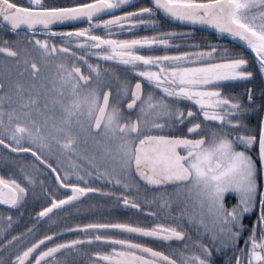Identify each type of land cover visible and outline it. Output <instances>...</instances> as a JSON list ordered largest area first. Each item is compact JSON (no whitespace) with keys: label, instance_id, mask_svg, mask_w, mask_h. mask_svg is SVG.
<instances>
[{"label":"snow or ice","instance_id":"snow-or-ice-1","mask_svg":"<svg viewBox=\"0 0 264 264\" xmlns=\"http://www.w3.org/2000/svg\"><path fill=\"white\" fill-rule=\"evenodd\" d=\"M163 20L248 52L185 44L191 29ZM0 28L18 38L0 39V153L18 161L0 175V264H264V114L256 131L243 119L264 113V87L259 103L251 87L224 90L254 79L250 67L264 76V0H0ZM90 193L143 219L36 234Z\"/></svg>","mask_w":264,"mask_h":264},{"label":"flooded vegetation","instance_id":"flooded-vegetation-1","mask_svg":"<svg viewBox=\"0 0 264 264\" xmlns=\"http://www.w3.org/2000/svg\"><path fill=\"white\" fill-rule=\"evenodd\" d=\"M15 2L26 4L28 0H15ZM45 2L64 4L67 3L68 0H45ZM144 3H147V0H131L132 6H139L140 4H144ZM125 10H130V9L126 8ZM79 26H83V24L79 22H73V23L65 24L64 26H58V30H62L68 27H79ZM168 29H176L177 31L191 29L190 35L188 37L182 38V42L185 44L220 43V44H225L232 49L245 51L246 54L248 52L244 49L242 44L238 43L235 40H232L230 37H227L226 35L216 33L213 30H208L205 28H198V27H189L182 24H175L168 20L161 21V23L159 24V30L165 31ZM136 34H140V35L151 34V32L149 31L145 33L141 29ZM0 39H7L9 42H11L18 38L13 33L9 32L7 29L0 28ZM41 67L44 73H47L49 71H54V68L46 67L42 63H41ZM116 70L120 72L122 75L124 74L128 75L130 79L132 78L133 74L125 73V70L122 67H117ZM249 70H252L254 72V77H255L254 79L250 80L249 82H242V81L225 82L224 90L226 93L245 94L244 98H246L245 90L251 87L253 89V93L255 95L257 103H259L260 102L259 92L260 89L264 87V76H260L256 72V69L253 67H250ZM0 71H2V69H0ZM262 114L264 113L250 112L244 115L243 119L248 124L249 129L253 131L257 130L258 122ZM251 154L255 158V150H253ZM0 159H2V161H0L1 164H12V163L16 164L18 162L16 160L15 162H13L11 159H4L2 153H0ZM21 159L27 160L29 159V157L25 156L22 157ZM42 178L47 179V174H45V176ZM258 183L264 185L263 176L259 178ZM37 192H39L38 185H37ZM43 201L44 198L42 196L39 199H30L28 204H26L25 207L22 209V215L19 217V219L16 222H14L11 231L15 233L16 231H22L25 227H27L31 223L34 217V212L39 211V207L43 203ZM230 202L234 203L235 200L231 199ZM93 205H95V207H92ZM28 207H29V211H27ZM258 211H259V203L257 202L256 209H254L253 212L246 214V218L244 219V224L246 226H250L251 222L256 219V214H258ZM23 213H27V214L23 215ZM55 219L57 220L56 224H52L48 221H43L39 223L37 225L38 232L36 234L40 235L49 230H55L59 232V229L62 227L71 228L76 223H85L94 220H112V219L137 220V219H143V217L138 216L135 212H129L123 207L114 206L113 201L108 200L107 198L102 197L99 194L90 193L87 194L86 197L81 198V202L79 204L74 205L71 208H66L65 211L63 212L57 213ZM0 226H3V221H0ZM75 235L76 233H72V232L63 233L60 236V238L71 239L74 238ZM245 235H247V233H245ZM155 246L160 247L162 245H155ZM215 260H216V264H223V260L220 255L215 256Z\"/></svg>","mask_w":264,"mask_h":264},{"label":"trees","instance_id":"trees-1","mask_svg":"<svg viewBox=\"0 0 264 264\" xmlns=\"http://www.w3.org/2000/svg\"><path fill=\"white\" fill-rule=\"evenodd\" d=\"M236 50V49H233ZM11 159V158H10ZM13 162H15V160L11 159ZM0 161H2V159H0ZM15 172L17 171L15 164H1L0 163V175H4L8 172ZM27 211H29V207L27 208ZM27 213H23V215H26Z\"/></svg>","mask_w":264,"mask_h":264},{"label":"water","instance_id":"water-1","mask_svg":"<svg viewBox=\"0 0 264 264\" xmlns=\"http://www.w3.org/2000/svg\"><path fill=\"white\" fill-rule=\"evenodd\" d=\"M170 21V20H168ZM172 23H175V24H180L179 22H176V21H170ZM69 24V23H68ZM60 26H64V25H60ZM185 26H189V27H198V28H205V29H208V30H213L215 31L214 29H210V28H207L206 26H203V25H185ZM238 43L241 44V42L237 41ZM245 49V48H244ZM246 51H248L247 49H245ZM263 179H264V176H263Z\"/></svg>","mask_w":264,"mask_h":264}]
</instances>
